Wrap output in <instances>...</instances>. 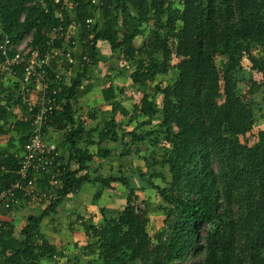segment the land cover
I'll list each match as a JSON object with an SVG mask.
<instances>
[{"label": "trees", "instance_id": "1", "mask_svg": "<svg viewBox=\"0 0 264 264\" xmlns=\"http://www.w3.org/2000/svg\"><path fill=\"white\" fill-rule=\"evenodd\" d=\"M41 1L45 8L27 6L33 0H0L4 31L17 40L33 30L32 47L43 52L49 49L47 41L54 29L62 27L64 32L75 23L81 32L85 60L81 58L68 82L60 84L56 96L60 108L51 116V128L64 133L69 151L68 159L60 157L62 188L54 192L48 208L26 218L18 235L10 222L3 221L0 264H41L61 256L42 233L41 224L85 182L106 188L120 183L129 191L122 210L108 214L101 209L98 225L92 218L84 221L85 250L100 264H182L190 253L200 257L196 264H264V131L254 133L256 105L246 97L257 93L264 82L249 78L247 92L238 90L243 76L264 77V0H100L97 4L77 0L72 10L74 21L64 11L62 20L55 16L59 7L54 0ZM86 19L94 20L89 28ZM150 22L147 43L136 48L134 40L144 35ZM100 42L108 43L112 53H121L120 61L131 65L129 70L119 68V73L130 74V85L138 95L130 115L117 101L115 87H103L101 94L111 107V118L100 130L86 132L72 100L88 80L90 69L105 60ZM64 44V36H59L53 47ZM171 70L175 75L172 83L150 89L151 82ZM15 71L20 79L21 67ZM48 72L50 79L58 74L65 78L64 69L58 71L56 66ZM17 106L24 113L26 106L18 85L15 89L6 87L0 77V136L12 133L9 151L0 152V193L16 180L23 148L32 135L30 122L19 120L14 112ZM117 114L126 119L124 126L143 118L140 127L151 125L157 114L161 115L158 130L140 133L135 126L122 133L120 142L126 137L141 142L154 136V145H170L150 163L168 167L169 187L163 189L151 181L153 175L145 179L141 174L168 205L163 210L165 228L152 237L147 230L149 208L136 202L123 173L92 179L80 175L95 156L79 142H94L97 130L98 142L119 141L114 120ZM38 186L44 192L49 190L46 180H39ZM10 212L0 209L3 215ZM201 226H208L203 242Z\"/></svg>", "mask_w": 264, "mask_h": 264}, {"label": "built area", "instance_id": "2", "mask_svg": "<svg viewBox=\"0 0 264 264\" xmlns=\"http://www.w3.org/2000/svg\"><path fill=\"white\" fill-rule=\"evenodd\" d=\"M95 3V0H91ZM77 0H54L59 11L55 16L62 20L63 11L70 15V11L77 6ZM41 6L45 4L41 0H33L27 6ZM25 15L21 16L23 21ZM93 19H86V26L92 25ZM77 24L54 29L47 41L49 49L39 51L38 47H32L33 30L22 33L17 40H12L3 29L0 20V77L6 87L18 85L19 93L25 103L24 113L19 112V120L30 122L32 135L25 144L19 163L16 180L0 193V209L9 211L15 209L26 198L34 201L49 202L54 199V192L62 188L61 153L52 141L47 139V131L51 129V116L60 108L56 96L60 91V84L75 73L76 61L74 51L77 49V40L80 38V30ZM64 36V46L54 48V41ZM85 60V58H82ZM56 66L60 71L64 69L65 78L59 74L54 79L49 78L48 69ZM21 67L22 77H15V69ZM120 69L129 70L127 61H120ZM54 85V88H50ZM14 109H18V106ZM39 180H46L49 190L44 192L39 186ZM4 215L0 213V226L4 221Z\"/></svg>", "mask_w": 264, "mask_h": 264}, {"label": "rangeland", "instance_id": "3", "mask_svg": "<svg viewBox=\"0 0 264 264\" xmlns=\"http://www.w3.org/2000/svg\"><path fill=\"white\" fill-rule=\"evenodd\" d=\"M100 0H95V3L97 4ZM178 0H175L177 2ZM70 17L74 21L73 17V11H70ZM132 15H134V11L131 10ZM98 19L101 18V15L99 14ZM75 25V23H73ZM152 27L151 22L147 25H145V33L144 35L137 37L134 40V45L136 48L141 47L143 44L147 43V36L150 28ZM80 30V29H78ZM119 33H122L121 27H119ZM80 38L77 40V49L78 53L77 56L75 57L77 65L79 64V60H81L82 56V51H83V41L81 37V32H80ZM99 49H100V54L105 60H101L95 67L90 69L88 74L94 77V80H98V85L96 84V94L91 96V103L89 105H82L81 103L77 105L78 107L76 108H81V114H82V120H89V112L93 109H96V111H100L98 113L97 120L95 123L98 122L99 125V130L102 128V125L107 121L108 119L111 118L112 111L111 109H106L108 111L102 112V100L99 98L100 95V88L99 84L104 87H107L108 85L112 84L116 88H120L121 90V95L118 97L117 101L121 102L122 106L128 111V113L131 115L132 114V108L133 104L136 101V97L138 95V92L136 91L135 88H133L130 85L131 79H130V74L129 73H123L121 75L119 72V64H120V55L121 53H112V51L109 48L108 43L106 42H100L99 44ZM156 57H159L156 56ZM217 64L223 66L221 61L217 59ZM131 66V65H129ZM131 72H133L135 65L134 62H132V67ZM248 72V71H246ZM175 75L174 72L171 70L167 75L165 76H158L154 82H151L149 84L150 89L153 90L154 86L159 84L161 86H166L167 84L172 83L174 80ZM243 80L240 82L238 86V90L241 94H245L248 89V84H249V78H254L257 80V82L262 83L264 82V77L261 75H245L242 77ZM100 82V83H99ZM114 83V84H113ZM95 85H93L94 87ZM92 88V87H91ZM99 89V90H98ZM119 90V91H120ZM246 97L249 99L250 102L256 105V121H255V127H254V133L256 134L259 131H264V86L254 95L252 96H247ZM162 97L159 95L157 96V104L160 106L161 104ZM91 107V108H90ZM160 114H157L155 119L153 120L151 125H141L140 123L144 121L143 118L138 117L134 119L130 124H128L125 127H121L120 131H118L117 135L119 138H121L122 133L129 132L130 130H133L135 126H139L138 132L140 133H145L148 130H158L159 129V122H160ZM117 122L120 124V126L125 124L126 119H124L120 114L117 115ZM122 125V126H123ZM57 135V134H56ZM125 142H129L126 146L119 145V143L112 144L108 143V145L103 144L101 148L103 150L105 148L110 146L112 147V153L109 157L102 156L103 159H101L100 165H98L99 173L102 174L103 176H109V175H117L118 173V168L119 165H122L124 170H127L126 172V180L128 184L130 185V188L134 190V197L135 200L138 204L144 203L148 208V233L152 237L154 234L158 231H160L164 227V220H165V215L163 210L168 207L166 202H164L161 198V196L158 194V192L151 188L147 182L141 178V174L146 175L147 179L150 175H153L151 181L157 185L160 186L163 189H167L168 183L171 180V176L169 174V169L168 167H161V166H150V163L153 161L154 158H157L161 155L162 151L161 149L163 147H170V145H165L163 142L159 143V145H154L155 140L154 136H146L145 139L141 142H134L132 141L129 137H126L124 139ZM132 141V142H131ZM111 142V141H107ZM120 142V141H117ZM118 159V161H116ZM212 167L215 171H217V164L213 162ZM125 176V175H124ZM83 186V187H82ZM80 189V195L81 194H87L91 195L90 198H93V194L95 193L97 187L99 188L100 186L98 185H82ZM101 188V187H100ZM103 188V187H102ZM108 192L107 198H110L111 200V208H104L108 214H114L117 210L123 209V207L126 204V198L127 195L129 194V191L124 188L120 183L115 184L114 187L111 189H106ZM89 193V194H88ZM105 194V195H106ZM105 199V202L108 203L109 199ZM91 199L89 201H91ZM65 204H61L59 209H64ZM68 209V207H66ZM43 210L39 209H29L24 212V215L27 216V213H32L33 215H38L42 212ZM93 214L94 211L92 212L91 215L87 214V218H92L93 219ZM57 220L58 222H64L65 221V215L64 214H51L46 219L44 220V224L46 227H49L50 224V219ZM86 220V219H85ZM208 229V226H201L200 227V232H199V237L201 241L203 242V237L206 235V231ZM200 261V257L194 255L193 253H190L187 259L184 261L182 264H196L197 262Z\"/></svg>", "mask_w": 264, "mask_h": 264}, {"label": "crops", "instance_id": "4", "mask_svg": "<svg viewBox=\"0 0 264 264\" xmlns=\"http://www.w3.org/2000/svg\"><path fill=\"white\" fill-rule=\"evenodd\" d=\"M77 53H78V49L74 51L75 57L77 56ZM78 68H79V64L77 65L76 63V69ZM94 79H95L94 77L92 78V76L88 74V80H86L83 83V85L80 88H78V90L76 91V95L72 100L74 108L77 110V114L80 116L81 120H82L81 108L79 109L76 107H78L77 105H79L80 103L83 106L85 104L89 105L91 103V96L96 94V91H95L97 89L96 84L98 83V80H94ZM93 85L95 86L93 87ZM103 87H104L103 85L101 86L99 84L100 90L99 89L98 90L100 92L99 98L102 100V112L103 110L108 111L106 109H109V110L111 109V107L107 106L103 100V97L101 94V89ZM119 90L120 88L115 87V93H116L117 99L118 97L121 96L119 95L121 94L119 93L121 90L120 91ZM98 110L96 111V109L92 108V110L89 112V120L87 121L82 120L85 122L84 126H85L86 132L99 128L98 122L95 123L98 117V113H100V111ZM14 112L19 114L20 112L19 108L14 109ZM90 115H93L94 117H90ZM117 115H115L114 120L116 121V124H117L116 129L118 132L120 131V129H122L121 127H125V126L123 124H122L123 126L122 125L120 126V124H118ZM11 137H12V133L10 132L0 136V152L9 151L8 145L11 142ZM64 137L65 136L63 132H56L53 128L47 131V139L52 141V143L57 146L63 158L68 159L69 151L65 145ZM92 140L94 142H87L85 141V139L79 142V146L81 148L83 149L87 148L89 152L91 154H94L95 156L92 162L89 163L87 167L80 173L82 177H89L90 179L94 178L95 176H99V175L103 176L102 174L99 173V169H98L99 168L98 165H100L101 163L100 161L101 159H103L102 157L103 154H99L100 150L101 151L109 150L110 153L109 155H106V157H109L112 153L113 146H110L109 144V147L103 150V148H101L103 144L108 145V143H112V144L119 143V145L124 146V143L126 145L129 143V142L100 143L98 142L99 140L98 130L93 133ZM119 141H120V138H119ZM116 161H118V159ZM120 172L123 173L125 175L124 177L126 178L127 170H124L122 165H119V168H118V173ZM103 177H106V176H103ZM87 184L100 186L99 184H91V183H86V182L83 183L82 185H87ZM115 184H118V183L112 184L111 187L109 188H106V187L102 188L101 186H100L101 188L97 187L95 193L93 194L92 199L90 198L91 195H88V196L87 194L80 195V189H81L80 187L75 193H71L67 195V197L61 201L60 205L63 203L65 204L64 209L60 210L59 209L60 205H59L58 209L56 210V213H51V214H57V215L64 214L65 221L58 222L57 220H54L51 218L49 227H46L44 225L46 224L44 223V221L41 224L42 233L45 235L46 239L51 244H53L57 248V250H59L61 256H59L58 258H55L53 261H47V260L42 261L41 264H100L99 261H95V257L89 256L88 251L85 250L87 237L85 236V233L83 231V224H84L85 219H88L87 214L91 215L92 212L94 211L93 224L98 225L101 220V215L99 214L100 210L104 208L112 209L110 205L111 200L110 198H107L108 192L106 191V189H111L112 187H114ZM98 193H100V195L97 197ZM106 198L109 199L108 203L105 202ZM90 199L91 201H89ZM49 205H50L49 203L43 202V201L38 202L34 200H29V201L23 200L19 203V205L13 211H11L10 213H6L3 219L6 222H10L14 226L15 228L14 232L15 234L18 235L20 230L26 224V218L29 215H32V213L30 212L27 213V216L24 215V212L26 210L38 209V207L41 210H45L46 208H48ZM66 207H68V209H66Z\"/></svg>", "mask_w": 264, "mask_h": 264}]
</instances>
